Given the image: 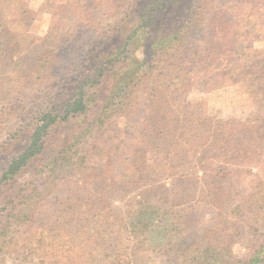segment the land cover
I'll return each instance as SVG.
<instances>
[{
    "label": "rangeland",
    "instance_id": "obj_1",
    "mask_svg": "<svg viewBox=\"0 0 264 264\" xmlns=\"http://www.w3.org/2000/svg\"><path fill=\"white\" fill-rule=\"evenodd\" d=\"M143 2L0 0V146L20 135L21 149L102 38L137 31ZM166 2L180 25L147 45L134 35L149 65L72 157L0 190V264H221L220 242L242 264L263 244L264 0Z\"/></svg>",
    "mask_w": 264,
    "mask_h": 264
},
{
    "label": "trees",
    "instance_id": "obj_2",
    "mask_svg": "<svg viewBox=\"0 0 264 264\" xmlns=\"http://www.w3.org/2000/svg\"><path fill=\"white\" fill-rule=\"evenodd\" d=\"M166 1L168 0H148V2L139 3L137 12L140 13V17L138 21L130 23L133 27L137 24V31L135 28L126 37L122 34L117 37L116 31L106 34L89 53L80 79L60 94L52 106L39 115L35 123L20 133H23V139H25L21 149L14 146L16 139L20 135L18 137L14 136L12 142L9 141V143L0 146V190L4 185L23 175L31 172L38 177L46 173L50 166L59 165L61 160H68L72 157L74 148L80 144V138L83 139L89 136L93 129L99 125V122L103 121V117L117 103L124 93L125 87L130 86L140 71L149 65L147 61L152 58V54L151 52L145 53V58L143 59L136 54V50L143 43L139 40L140 37L133 41L134 35L145 32L144 45H147L151 40L168 36L180 25L179 23L176 24L171 18L173 11L172 9L169 10V4L172 2ZM178 4L180 2H174V7ZM157 12L162 13L161 17L155 18ZM31 23L32 21L27 25L30 27ZM126 26H122L123 28L121 29L123 30ZM3 33L5 31L1 32V36ZM6 35L0 38V45L3 40H5L4 43L11 40ZM63 43L66 48L71 46L69 41ZM10 47L8 44L6 48ZM0 48L4 47L0 46ZM51 53H54V50ZM22 61L23 59L20 58L19 62L21 63ZM6 63L13 66V58H7ZM43 65L45 67L46 63ZM23 68L25 69V67ZM58 71L59 69L56 72ZM110 81L111 84H114L109 88ZM10 82H12L11 79ZM178 124L181 123L178 122ZM192 124L188 126L184 124L182 130H178L177 133L191 131ZM158 138L160 137H157V143L159 141ZM199 147L197 145L196 148L199 149ZM241 149L242 146H240ZM184 167L186 165L176 166V168ZM205 173L209 176L208 172ZM182 175H185V172ZM182 178L180 182H189L187 176ZM152 181V179L149 180V182ZM177 181L179 182V180ZM215 190L222 195L223 199L227 198L225 205H228L231 201L229 197L233 193L226 188L222 189L220 186L217 188L216 185L210 186L209 193L212 195ZM259 190L262 198L259 199L257 205L259 208H263L252 212L256 213L254 215L256 223L259 219L257 216L261 214V221H263L264 215V186H260ZM215 203L218 205V200ZM240 223L242 224V222L237 223V229ZM262 243L261 245L260 243L258 244V248L248 261H241L242 264H264V242ZM193 245L198 244L193 243L191 246ZM220 246H222V242L215 246L216 257L219 263L228 264V260H224V250L220 249ZM213 249L212 247H207L206 250L200 248L196 251L202 255L211 253ZM171 250L169 253H171ZM237 264H240V262H237Z\"/></svg>",
    "mask_w": 264,
    "mask_h": 264
}]
</instances>
